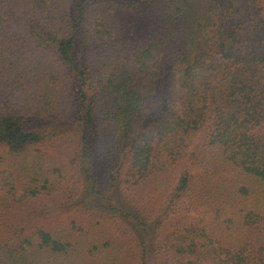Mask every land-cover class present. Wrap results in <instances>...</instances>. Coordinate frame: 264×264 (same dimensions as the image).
Masks as SVG:
<instances>
[{
  "label": "trees",
  "instance_id": "16d2710c",
  "mask_svg": "<svg viewBox=\"0 0 264 264\" xmlns=\"http://www.w3.org/2000/svg\"><path fill=\"white\" fill-rule=\"evenodd\" d=\"M0 264H264V0H0Z\"/></svg>",
  "mask_w": 264,
  "mask_h": 264
},
{
  "label": "rangeland",
  "instance_id": "374dc122",
  "mask_svg": "<svg viewBox=\"0 0 264 264\" xmlns=\"http://www.w3.org/2000/svg\"><path fill=\"white\" fill-rule=\"evenodd\" d=\"M168 71H169V64L163 69L161 76H159L158 78L167 76Z\"/></svg>",
  "mask_w": 264,
  "mask_h": 264
}]
</instances>
